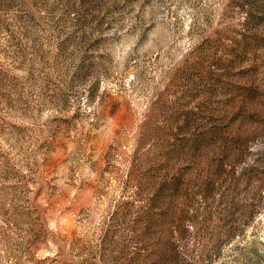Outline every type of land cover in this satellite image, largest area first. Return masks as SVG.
Instances as JSON below:
<instances>
[{"label":"rangeland","instance_id":"374dc122","mask_svg":"<svg viewBox=\"0 0 264 264\" xmlns=\"http://www.w3.org/2000/svg\"><path fill=\"white\" fill-rule=\"evenodd\" d=\"M0 264H264V0H0Z\"/></svg>","mask_w":264,"mask_h":264}]
</instances>
